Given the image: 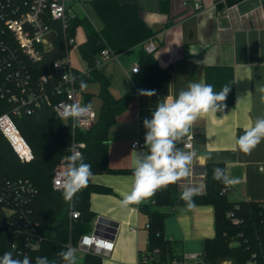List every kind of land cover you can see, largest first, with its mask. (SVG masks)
<instances>
[{"label": "crops", "instance_id": "obj_1", "mask_svg": "<svg viewBox=\"0 0 264 264\" xmlns=\"http://www.w3.org/2000/svg\"><path fill=\"white\" fill-rule=\"evenodd\" d=\"M84 2L79 5L69 2L71 13L87 16ZM121 2L138 5L145 22L157 30L151 38L156 46L154 55L167 75L147 90L155 91V95L134 98L110 128L111 171L95 173L91 180L111 188L112 192L92 193L90 207L81 213V219L90 225L85 234L94 231L100 217L117 223L114 247L110 255L79 250L77 261L83 264H138L140 254L148 246V216L140 210V203L127 207L121 204L133 182L137 153L131 144L138 139L145 145L147 129L143 121L151 119L158 103L178 96L190 83L212 84L216 92L224 86L231 88L224 101L229 106L226 113L208 114L192 125L194 161L204 167L208 163L224 166L226 174L237 181L224 183L229 200L264 201V140L250 153L241 151L236 143L253 127L257 117L264 116V102L257 91L264 87V0ZM195 3H200L202 8L195 10ZM143 46L118 53L101 66L112 80L110 90L114 96L120 97L143 82L145 72L139 61ZM134 65L140 66L139 72L132 71ZM182 142L177 147L186 151ZM183 181L181 192L185 187L200 188L201 185L203 188L198 193L205 190V183L199 180L191 183L184 177ZM164 210L169 212L165 233L177 241L183 253L201 252L203 241L216 235L213 204H194L191 208L181 205ZM104 233L110 235V232Z\"/></svg>", "mask_w": 264, "mask_h": 264}, {"label": "trees", "instance_id": "obj_2", "mask_svg": "<svg viewBox=\"0 0 264 264\" xmlns=\"http://www.w3.org/2000/svg\"><path fill=\"white\" fill-rule=\"evenodd\" d=\"M88 2L102 26L98 29L87 16L75 14L70 16L69 32L75 36L79 26L86 32V39L79 44V49L87 69L82 71L75 68L77 86L81 88L82 82L85 84L90 81L100 85L98 96L101 105L96 122L90 129L77 130L75 134L76 139L86 143L82 149L84 161L91 165V171L95 174L111 171L108 162L109 131L117 116L127 109L141 91L153 88L167 75V71L160 67L154 52L146 51L143 46L139 51V61L145 72L143 82L120 97L114 96L110 90L111 78L96 63L98 54L105 47L118 54L137 45H145L157 30L145 22L136 4H124L121 0ZM66 53L65 38L60 32L53 47L45 51L43 59L35 64L29 63L34 76L55 73L58 69L62 71V68L54 66V62ZM90 99V93L85 94L86 104H90ZM12 109L13 105L9 101L0 98V113ZM14 120L32 147L34 159L27 163L21 162L0 132V178L22 177L38 188L32 212L37 229L44 239L40 248L29 252L27 256L33 264L36 257H47L50 264H62L58 253L68 248L70 240L77 243L90 230V225L81 219V213L89 209L91 194L110 193L112 190L90 179L87 187L79 191L71 202H66L62 192L54 190L52 178L57 164L68 153L72 143L70 122L60 119L54 107L49 105L37 108L31 114L14 115ZM215 168L224 169V166L208 163L205 190L193 197L194 204H213L215 207L216 235L203 241V264H221L224 261L232 264H264V201L229 200L227 194L222 192L224 183L213 178ZM181 195L176 182L140 202V210L148 216V246L144 252L152 257V261L142 264H171L183 255L177 241L165 233V219L169 212L164 210L165 207L187 205ZM72 211H79L80 216L72 218ZM13 240L8 236L0 237V255L11 249Z\"/></svg>", "mask_w": 264, "mask_h": 264}, {"label": "built area", "instance_id": "obj_3", "mask_svg": "<svg viewBox=\"0 0 264 264\" xmlns=\"http://www.w3.org/2000/svg\"><path fill=\"white\" fill-rule=\"evenodd\" d=\"M223 1L216 0L217 3ZM82 2L84 0H72V5H79ZM194 7L195 10H200L202 5L195 3ZM70 8L68 0H0V98L13 105L11 111L0 113V132L24 163L34 159V152L17 126L14 115L31 114L44 105L53 106L56 112L71 104L91 105L81 99L83 92L76 84L77 75L69 56L70 46L75 43V36L69 32L70 16L75 15L71 13ZM60 32L64 35L67 53L56 59L54 66L62 68V71L58 69L55 73H44L35 77L29 63L40 62L45 51L53 47L54 40ZM145 49L148 52H155L156 46L151 39L145 43ZM116 56L117 54L109 47H105L98 54L96 63L102 66ZM135 69L137 70L134 71ZM132 71L139 72L140 66L134 65ZM228 110L229 106L226 105L224 111L220 113L224 114ZM97 117L98 114L91 105L90 111L83 117L84 123L75 122L71 118L63 119L70 122L73 139L68 153L57 164L53 178L63 170L67 156L73 151L82 153L86 143L76 139V131L90 129ZM194 140V133L183 139V147L187 152H194ZM131 146L136 153L147 152V148L138 139L134 140ZM194 157L187 177L191 183L196 180L205 183L206 167L197 164ZM183 182V178L178 181L179 189ZM222 192H227L226 186L222 188ZM38 193V188L28 179L0 178V237L8 236L14 239L9 251L16 258H22L29 255V252L38 250L44 239L37 229L32 212V204ZM71 215L72 218H78L80 212L72 211ZM67 246L75 248L77 252L84 250L110 255L114 239L110 235L92 232L83 234L77 243L70 240ZM150 261L152 257L143 252L139 256L138 264ZM203 263L201 252H193L183 253L171 264ZM77 264L83 263L77 261ZM221 264L232 263L224 261Z\"/></svg>", "mask_w": 264, "mask_h": 264}, {"label": "clouds", "instance_id": "obj_4", "mask_svg": "<svg viewBox=\"0 0 264 264\" xmlns=\"http://www.w3.org/2000/svg\"><path fill=\"white\" fill-rule=\"evenodd\" d=\"M86 87L87 85L82 82L81 88ZM230 89V87L224 86L221 91L216 92L212 84L190 83L186 90L179 92L178 96L166 98L157 104L151 119L143 121L145 129H147L144 145L147 152L137 153L134 160L131 190L121 201L122 206L138 204L142 200L151 198L157 190L189 175L195 153L186 152L177 145L182 142L184 137L191 135L192 125L197 119L224 111L226 107L224 101ZM257 91L261 94V102H264V87H259ZM155 94V91L140 92V95L149 97ZM90 109L91 105L71 104L58 110L57 116L60 119L71 118L75 122L84 123L83 117ZM262 140H264V116L257 117L253 127L246 130L236 143L241 151L250 153ZM209 158L211 157L209 156ZM65 159L63 170L53 178V188L62 192L66 202H71L79 191L87 187L93 173L91 165L84 161L81 152L73 151ZM213 178L225 184L237 183L221 168L213 170ZM202 188V185L200 188H184L181 199L189 208L194 206L193 197ZM76 252L75 248L69 247L58 255L63 264H77ZM0 264H33V262L28 256L16 258L9 251L0 256ZM35 264H50V261L47 257H36Z\"/></svg>", "mask_w": 264, "mask_h": 264}, {"label": "rangeland", "instance_id": "obj_5", "mask_svg": "<svg viewBox=\"0 0 264 264\" xmlns=\"http://www.w3.org/2000/svg\"><path fill=\"white\" fill-rule=\"evenodd\" d=\"M68 2L72 3V0H68ZM84 8H85L84 13L88 16L92 24L96 28H100L102 26V22L88 1L84 2ZM85 39H86L85 29L82 26H79L75 34V43L69 49V56L73 67L82 71H85L87 69V64L84 58L82 57V54L79 49V44L84 42ZM85 84L87 85V87L81 89L83 92L81 99L85 103V94L90 93V97H91L90 104L98 114L101 104L100 98L98 96L100 85L97 82H93V81L87 82ZM111 84H112V80L110 82V86Z\"/></svg>", "mask_w": 264, "mask_h": 264}, {"label": "water", "instance_id": "obj_6", "mask_svg": "<svg viewBox=\"0 0 264 264\" xmlns=\"http://www.w3.org/2000/svg\"><path fill=\"white\" fill-rule=\"evenodd\" d=\"M112 226H114V228ZM115 226H117V223L114 221L105 217H100L93 232L95 234H105L104 232H110V236L114 238L116 232Z\"/></svg>", "mask_w": 264, "mask_h": 264}]
</instances>
